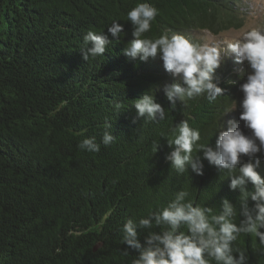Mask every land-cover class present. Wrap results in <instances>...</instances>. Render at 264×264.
<instances>
[{"label": "trees", "instance_id": "obj_1", "mask_svg": "<svg viewBox=\"0 0 264 264\" xmlns=\"http://www.w3.org/2000/svg\"><path fill=\"white\" fill-rule=\"evenodd\" d=\"M143 2L158 10L146 38L179 34L200 45L206 32L239 28L250 12L249 0H0V264H133L138 254L122 243V225L166 207L181 190L189 193L185 202L211 209L209 215L228 198L239 223L240 193L229 189L228 174L206 160L202 176L177 173L165 160L166 138L187 120L199 129V143L214 147L221 125L239 120L249 69L226 56L216 72L223 95L173 107L163 87L178 81L159 57L141 62L123 54L133 39L127 13ZM114 21L124 26L120 42L84 61V35L106 32ZM148 92L165 119L136 118L133 100ZM108 123L114 140L104 146ZM92 137L100 151L78 147ZM257 171L264 178V164ZM232 247L248 264H264V245L254 235L241 234Z\"/></svg>", "mask_w": 264, "mask_h": 264}, {"label": "clouds", "instance_id": "obj_2", "mask_svg": "<svg viewBox=\"0 0 264 264\" xmlns=\"http://www.w3.org/2000/svg\"><path fill=\"white\" fill-rule=\"evenodd\" d=\"M157 9L147 2L138 3L127 13L132 26L133 39L123 49V54L132 61L146 62L157 58L163 62L164 70L178 82L165 84L163 92L174 107L178 101L206 96L209 102L223 95L219 86L217 69L226 56H232L236 64H246V81L240 85L243 98L239 101V120L229 119L216 133L215 146L199 143V129L190 127L181 120L172 129L167 144L171 149L165 156L171 168L183 174L190 169L197 176L204 174L203 161L214 166L219 173H227L231 191L240 193L239 223L234 222L237 210L228 198L221 200L219 214L209 215L211 209L185 202L189 196L181 190L166 207L149 212L138 220L129 218L122 225V243L138 255L133 264H248V256L242 250L234 251L233 242L241 234H251L264 245V178L257 171L264 164V31L251 30L241 40L229 42L222 55L216 46L195 44L182 35L167 33L158 38L144 36L151 28ZM124 26L114 21L107 31H88L82 42L80 54L84 61L103 56L108 46L119 43ZM111 37V38H110ZM237 75H244L235 69ZM136 118L147 121L165 119L166 110L156 101L153 92L133 100ZM120 107L119 104L116 105ZM237 109L234 104L225 115ZM243 128L250 130L245 134ZM105 125L101 143L110 145L114 140ZM78 147L87 152L100 151L95 137L83 139ZM154 152L160 143L153 142ZM202 152L199 155H193ZM247 158L246 160L244 158ZM251 185V189L249 188ZM249 201L253 202L252 206ZM154 227L161 231H152ZM186 228L187 233L181 231ZM148 230L143 242L140 232ZM126 249V250H127Z\"/></svg>", "mask_w": 264, "mask_h": 264}, {"label": "rangeland", "instance_id": "obj_3", "mask_svg": "<svg viewBox=\"0 0 264 264\" xmlns=\"http://www.w3.org/2000/svg\"><path fill=\"white\" fill-rule=\"evenodd\" d=\"M248 5L250 12L244 16L239 28L224 30L218 35H212L206 32L207 45L216 46L221 49L222 45L226 44L228 41L235 42L241 40L248 31H264V0H249Z\"/></svg>", "mask_w": 264, "mask_h": 264}]
</instances>
